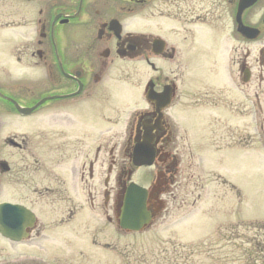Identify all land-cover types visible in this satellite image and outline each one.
<instances>
[{
    "label": "flooded vegetation",
    "instance_id": "1",
    "mask_svg": "<svg viewBox=\"0 0 264 264\" xmlns=\"http://www.w3.org/2000/svg\"><path fill=\"white\" fill-rule=\"evenodd\" d=\"M251 128L264 0H0V264H104L137 186L143 230L241 201Z\"/></svg>",
    "mask_w": 264,
    "mask_h": 264
},
{
    "label": "rangeland",
    "instance_id": "2",
    "mask_svg": "<svg viewBox=\"0 0 264 264\" xmlns=\"http://www.w3.org/2000/svg\"><path fill=\"white\" fill-rule=\"evenodd\" d=\"M245 120L248 117H243ZM249 132L254 136L252 146L246 149L249 151L228 154L232 170L224 172L241 191V201L233 196L218 202V213L210 215L204 208L203 212L199 207L190 212L186 208L141 232L115 234L117 249L102 262L264 264V135L254 128L243 129V139Z\"/></svg>",
    "mask_w": 264,
    "mask_h": 264
},
{
    "label": "water",
    "instance_id": "3",
    "mask_svg": "<svg viewBox=\"0 0 264 264\" xmlns=\"http://www.w3.org/2000/svg\"><path fill=\"white\" fill-rule=\"evenodd\" d=\"M242 31L245 30L243 29ZM146 195V189H143L139 186L135 187V189H131L127 200L128 207L122 223L123 228L133 231H140L145 225L150 222V215L147 214L142 207ZM2 212L27 214L23 210L18 209V207H15L13 205L3 206Z\"/></svg>",
    "mask_w": 264,
    "mask_h": 264
}]
</instances>
